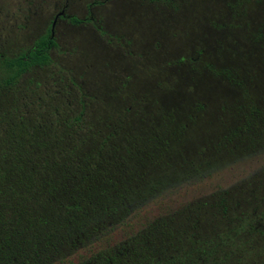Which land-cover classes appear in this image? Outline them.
Listing matches in <instances>:
<instances>
[{
  "label": "rangeland",
  "instance_id": "obj_1",
  "mask_svg": "<svg viewBox=\"0 0 264 264\" xmlns=\"http://www.w3.org/2000/svg\"><path fill=\"white\" fill-rule=\"evenodd\" d=\"M69 1L67 14L89 24L60 21L52 66L23 76L0 104L41 100L67 120L83 103L80 136L118 134L111 163L126 157L130 208L158 220L163 197L191 218L177 230H134L132 240L116 233L101 254L158 264L179 250L180 231L187 264H264V0H110L93 18L85 5L94 0ZM64 2L2 0L0 54L30 49ZM10 18L19 29L9 38Z\"/></svg>",
  "mask_w": 264,
  "mask_h": 264
},
{
  "label": "trees",
  "instance_id": "obj_2",
  "mask_svg": "<svg viewBox=\"0 0 264 264\" xmlns=\"http://www.w3.org/2000/svg\"><path fill=\"white\" fill-rule=\"evenodd\" d=\"M47 44L44 37L27 57L0 58V99L34 69L52 66ZM10 103L0 104V264L117 263L119 258L101 254L111 249L116 233L132 240L134 230H177L178 219L182 224L191 221L190 217L178 218L184 213L175 209L184 204L175 199L156 200L158 220L147 219L142 206L130 208L123 188L130 187L134 178L125 170L126 157L111 163L112 155L122 152L112 144L118 134L103 137L97 131L90 138L80 136L84 132L83 103L80 114L67 120L56 109L48 114L49 107L41 100ZM198 176L196 192L200 190L198 178L205 180ZM211 194L223 208L226 200L220 197V187ZM209 199L195 200L194 212ZM192 223H197L196 217ZM177 235L179 250L172 256L163 252L158 264L188 263L179 252L183 248L180 231Z\"/></svg>",
  "mask_w": 264,
  "mask_h": 264
},
{
  "label": "flooded vegetation",
  "instance_id": "obj_3",
  "mask_svg": "<svg viewBox=\"0 0 264 264\" xmlns=\"http://www.w3.org/2000/svg\"><path fill=\"white\" fill-rule=\"evenodd\" d=\"M1 1L2 0H0V31L4 32V29L2 27H5L6 19L2 18V16H5V14L3 13L4 7L2 6ZM104 1H107V2H104ZM104 1L99 3L98 0H94L92 3L86 4L85 5V8H86L85 14L87 16L90 15L91 18H93V16H94L93 15V11H92L93 8L102 7L103 5L107 4L110 0H104ZM73 2L74 1L70 2L69 0H65L64 3H66V5L63 6V8H61L60 10L56 11L55 15L53 16V19L51 21H49L48 24L46 25L43 34L34 39L32 47L30 49H28L25 53H18L17 51L8 52V53H5V54H0V58L1 59L17 58L20 55H24L25 57H27L30 53L35 51V49H36L35 48L36 41H38L39 39L44 38V37H46L48 39V43L49 44H47V46H46V51L48 52V55L50 57V53L52 52V50L55 49V48H58V44H57V42L55 40V29L58 27V23L60 21H67V23L70 26L71 25L72 26H81V25L87 26L89 24L88 18L79 19L77 17H74V16H71V15L67 14L68 11H69V8L74 6ZM8 4H9V0H8ZM12 5H13L12 8L9 6L10 10H13V11L17 12V10H15V9H17V7H18V3H16L15 5L12 3ZM29 5H31V2L29 3ZM9 20H8V22H9L8 26H9V38H10L11 36L13 37L15 34L17 35L18 29H19V25H18V20L16 18H14V19L10 18ZM73 20L80 21L81 24L74 25L73 22H72ZM95 20L96 19H94V21L92 20V23L93 22L95 23ZM92 26L94 27L95 25L93 24ZM4 36H5V34L0 33V37H4ZM38 69H40V68H36L34 70H38Z\"/></svg>",
  "mask_w": 264,
  "mask_h": 264
},
{
  "label": "water",
  "instance_id": "obj_4",
  "mask_svg": "<svg viewBox=\"0 0 264 264\" xmlns=\"http://www.w3.org/2000/svg\"><path fill=\"white\" fill-rule=\"evenodd\" d=\"M53 27V26H52Z\"/></svg>",
  "mask_w": 264,
  "mask_h": 264
}]
</instances>
